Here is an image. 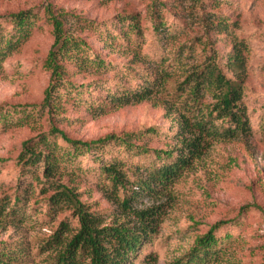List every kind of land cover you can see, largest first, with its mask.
<instances>
[{"label": "rangeland", "instance_id": "1", "mask_svg": "<svg viewBox=\"0 0 264 264\" xmlns=\"http://www.w3.org/2000/svg\"><path fill=\"white\" fill-rule=\"evenodd\" d=\"M34 8L41 22L0 61V197L15 190L19 175L16 160L23 144L33 140L28 144L30 149L47 150L46 144L59 138L53 128L72 139L87 141L156 125L164 133L169 130L167 137L145 138L146 145L158 149L180 146L172 135L179 125L177 107L157 85H152L148 98L103 113L55 109L53 99L45 98L51 77L46 59L54 48L53 25L46 15H60L66 33L100 50L104 59L137 63L158 75L164 74L162 68L142 55L152 58L164 53L171 58L176 43L187 40L185 50L189 51L183 50L176 58L173 74L180 77L182 71L191 72L205 56L218 62L226 77L241 86L240 103L250 131L236 133L228 140L204 138L203 153L166 186L153 183L143 170L137 171L135 176L149 182L150 187L132 184L136 192L129 203L132 210L121 206L120 196L102 188L95 176L76 177L58 170L51 177L73 187L79 199L97 211L102 226L122 225L138 231L141 228L133 211L151 210L155 239L128 264H171L218 221H228L219 234L228 232L230 238L211 264H264V0H0V22L3 15ZM161 17L181 29L173 40H156L151 34L154 19ZM124 18L135 23L143 32L144 45L148 44L136 54L134 63L130 62L132 51L119 40L109 50L103 48L97 32L83 24L106 23L119 28ZM232 55L244 59L242 68L229 64ZM107 77L89 69L74 74L71 80L88 84ZM145 77L138 75L132 84L145 83ZM58 141L62 143L61 138ZM33 201L28 194V211ZM37 209L45 211L44 206H37L22 223L0 216V257H20L0 264H42L46 255L57 250L39 251L58 224L66 221L71 232L78 226L70 210L59 209L42 220L41 213H35Z\"/></svg>", "mask_w": 264, "mask_h": 264}, {"label": "trees", "instance_id": "2", "mask_svg": "<svg viewBox=\"0 0 264 264\" xmlns=\"http://www.w3.org/2000/svg\"><path fill=\"white\" fill-rule=\"evenodd\" d=\"M46 16L48 22L53 25L52 47L55 49L50 50L46 59L51 77L45 98L48 101L53 99L55 109L64 111L70 107L74 112L83 109L84 114L96 111L103 113L109 108L148 98L152 94V85H157V90H161L163 96L177 107L179 125L172 135L178 139L180 146L158 149L146 145L145 138L167 137L169 130L164 133L162 127L156 125L87 141L72 139L63 131L53 128L52 131L56 132L59 138L49 141L46 144L47 150L42 147L38 152L30 149L28 144L33 140L23 144V152L16 160L19 166L16 187L10 195L0 197V216L4 220L22 223L28 214H33L37 206L45 207L44 212L38 209L35 211L36 214L41 213L42 220L52 217L59 209L70 210L77 218L78 226L71 232L66 221L58 224L39 251H48L52 247L57 250L46 255L42 264L131 263L133 258L141 253L140 249L151 245L155 239L153 234L156 229L153 227L155 223L150 214L151 210L133 211L141 228L138 231L122 225L102 226L97 211L90 210V205L79 199L73 187L53 179V172L59 170L76 177L95 176L102 188L120 196L121 206L132 210L129 203L136 195L132 184L147 189L150 187L149 182L135 176L137 171L143 170L153 183L166 186L180 177L193 160L203 153L204 138L228 140L236 133L250 131L248 117L240 103L241 86L227 78L218 62L209 60L208 56L191 72L182 71L180 77L173 74V68L176 66L174 61L185 50L187 40L176 43L171 58H166L164 53L152 58L147 54H140L144 59L147 58L162 68L164 74L158 75L141 68L137 63H114L104 59L101 51L85 40L69 36L60 15ZM1 18L3 21L0 22V61L27 40L30 32L41 22L36 8L3 15ZM83 24L97 32V38L103 48L109 50L119 40L121 46H126L132 51V63L138 60L136 54L141 53L143 46L148 45H144L143 32L134 22L125 18L119 28L106 23ZM165 30L167 34H164ZM180 31L181 29L163 21L161 17L154 19L151 34L156 36V40L166 41L176 38ZM188 51L187 49L186 52ZM229 64L239 69L244 65V59L240 55H232ZM89 69L104 72L108 77L88 84H77L71 80L74 74ZM141 74L146 76L145 83L132 84ZM104 88L106 93L102 92ZM6 117L7 115L4 120ZM60 138L61 144L58 141ZM25 178L29 180L27 184L24 183ZM28 194H32L34 198L29 211L26 207ZM227 224L228 221H218L210 225L207 231L196 237L187 251L171 264H211L219 255L223 244L230 238L228 232L219 234ZM14 249L21 252L20 247ZM0 259V262L8 259L15 261L20 257L5 255Z\"/></svg>", "mask_w": 264, "mask_h": 264}]
</instances>
